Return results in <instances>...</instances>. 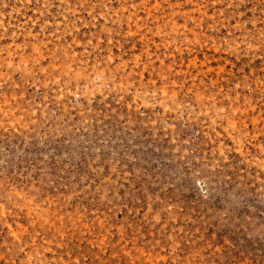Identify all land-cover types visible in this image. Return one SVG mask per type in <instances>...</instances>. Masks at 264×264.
Listing matches in <instances>:
<instances>
[{
  "label": "rangeland",
  "instance_id": "374dc122",
  "mask_svg": "<svg viewBox=\"0 0 264 264\" xmlns=\"http://www.w3.org/2000/svg\"><path fill=\"white\" fill-rule=\"evenodd\" d=\"M0 264H264V0H0Z\"/></svg>",
  "mask_w": 264,
  "mask_h": 264
}]
</instances>
